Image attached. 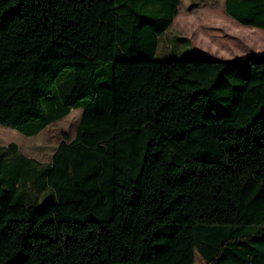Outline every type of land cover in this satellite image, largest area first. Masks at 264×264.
Segmentation results:
<instances>
[{
    "label": "trees",
    "instance_id": "trees-1",
    "mask_svg": "<svg viewBox=\"0 0 264 264\" xmlns=\"http://www.w3.org/2000/svg\"><path fill=\"white\" fill-rule=\"evenodd\" d=\"M136 1L0 0V126L82 110L47 164L0 147V264H264V53L158 61L180 0Z\"/></svg>",
    "mask_w": 264,
    "mask_h": 264
},
{
    "label": "rangeland",
    "instance_id": "rangeland-1",
    "mask_svg": "<svg viewBox=\"0 0 264 264\" xmlns=\"http://www.w3.org/2000/svg\"><path fill=\"white\" fill-rule=\"evenodd\" d=\"M132 4L134 10L160 11L159 16H168V11L162 10V4L155 1L137 0ZM224 9L225 0H180L179 14L162 36L156 59L165 62L184 60L194 50V59L260 61L259 57L264 53V31L239 23L233 27ZM81 115L82 110H75L33 137L0 126V147L16 144L21 155L47 164L64 140V134L70 141L75 138ZM195 263L204 264L198 252Z\"/></svg>",
    "mask_w": 264,
    "mask_h": 264
},
{
    "label": "crops",
    "instance_id": "crops-1",
    "mask_svg": "<svg viewBox=\"0 0 264 264\" xmlns=\"http://www.w3.org/2000/svg\"><path fill=\"white\" fill-rule=\"evenodd\" d=\"M224 12H225V14H226L227 17H228V20L230 21L229 23L232 24V26L234 27V24H236V23H238V22H236L233 18H231V17L227 14V12H226L225 9H224ZM176 18H177V17H176Z\"/></svg>",
    "mask_w": 264,
    "mask_h": 264
}]
</instances>
